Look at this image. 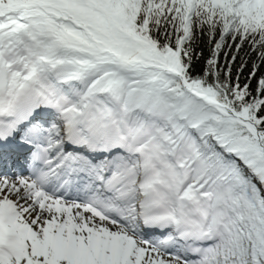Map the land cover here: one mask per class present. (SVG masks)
Returning <instances> with one entry per match:
<instances>
[{"label":"snow or ice","instance_id":"1","mask_svg":"<svg viewBox=\"0 0 264 264\" xmlns=\"http://www.w3.org/2000/svg\"><path fill=\"white\" fill-rule=\"evenodd\" d=\"M0 264H264V0H0Z\"/></svg>","mask_w":264,"mask_h":264}]
</instances>
